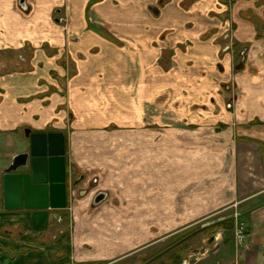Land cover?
Wrapping results in <instances>:
<instances>
[{
  "label": "crops",
  "instance_id": "1",
  "mask_svg": "<svg viewBox=\"0 0 264 264\" xmlns=\"http://www.w3.org/2000/svg\"><path fill=\"white\" fill-rule=\"evenodd\" d=\"M212 1L0 0V244L17 239L21 225L53 221L4 206V171L28 150L26 128L63 132L69 149L84 129L182 122L178 114L194 106L170 103L169 96H209L211 78L203 68L218 62L220 75L231 71L230 50L215 46L221 25L210 29ZM235 22L228 41L243 48L236 71L241 89L230 106L219 105L218 116L224 126L264 129V35L257 22ZM175 64L182 74L171 71ZM193 69L205 80L200 90L190 81ZM196 137L193 142L208 140ZM228 138L216 139V168H207L205 159L193 162L187 182L194 188L187 191L202 203L197 221L238 207L246 235L243 245L235 243V264H264V136ZM14 145L23 148L11 152ZM186 156L195 160L199 153Z\"/></svg>",
  "mask_w": 264,
  "mask_h": 264
},
{
  "label": "rangeland",
  "instance_id": "2",
  "mask_svg": "<svg viewBox=\"0 0 264 264\" xmlns=\"http://www.w3.org/2000/svg\"><path fill=\"white\" fill-rule=\"evenodd\" d=\"M212 4L210 29H215L214 23L221 25L215 46L217 51L230 50L231 71L220 75L215 68L218 62L203 68L211 78L206 82L209 96H169V102L176 99L177 105L194 106L178 114L182 122L167 119L160 126L84 129L67 147L68 208L24 209L36 219L51 215L53 221L17 227L18 238L0 244V264H235V243H244L237 238V225L242 222L236 220L238 207L197 221L202 203L187 191L194 188L187 178L193 162L202 164L205 159L207 168H216L218 137L264 136V129L240 128L231 122L224 126L218 116L219 105L230 106L241 89L236 71L243 48L228 41L238 27L235 21L257 22L263 36L264 0ZM171 71L183 73L179 64ZM193 71L195 78L190 81L200 90L205 80ZM204 105L209 108L203 109ZM196 136L209 141L193 142ZM17 148L23 147L14 145L10 151ZM195 152L199 153L195 160L187 159V153ZM202 168L196 165L194 170L202 174ZM81 175L85 178L75 186ZM100 192L109 195L93 208Z\"/></svg>",
  "mask_w": 264,
  "mask_h": 264
},
{
  "label": "water",
  "instance_id": "3",
  "mask_svg": "<svg viewBox=\"0 0 264 264\" xmlns=\"http://www.w3.org/2000/svg\"><path fill=\"white\" fill-rule=\"evenodd\" d=\"M23 2V1H22ZM27 151L16 155L4 171L6 210L66 209L69 205L66 136L63 132H33ZM85 178L81 175L74 185ZM105 192L96 195L94 205L103 202Z\"/></svg>",
  "mask_w": 264,
  "mask_h": 264
},
{
  "label": "built area",
  "instance_id": "4",
  "mask_svg": "<svg viewBox=\"0 0 264 264\" xmlns=\"http://www.w3.org/2000/svg\"><path fill=\"white\" fill-rule=\"evenodd\" d=\"M246 229L244 222H240L237 225V238L238 242L241 244L245 241Z\"/></svg>",
  "mask_w": 264,
  "mask_h": 264
},
{
  "label": "flooded vegetation",
  "instance_id": "5",
  "mask_svg": "<svg viewBox=\"0 0 264 264\" xmlns=\"http://www.w3.org/2000/svg\"><path fill=\"white\" fill-rule=\"evenodd\" d=\"M67 161H68V158H67ZM68 183H69V174H68Z\"/></svg>",
  "mask_w": 264,
  "mask_h": 264
},
{
  "label": "trees",
  "instance_id": "6",
  "mask_svg": "<svg viewBox=\"0 0 264 264\" xmlns=\"http://www.w3.org/2000/svg\"><path fill=\"white\" fill-rule=\"evenodd\" d=\"M242 64V63H241ZM241 64L239 63V65H238V68H240L241 67Z\"/></svg>",
  "mask_w": 264,
  "mask_h": 264
}]
</instances>
